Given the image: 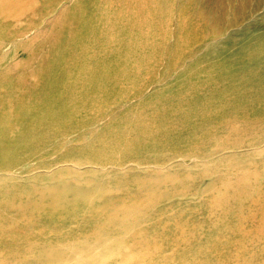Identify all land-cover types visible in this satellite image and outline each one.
I'll return each instance as SVG.
<instances>
[{
    "label": "rangeland",
    "instance_id": "374dc122",
    "mask_svg": "<svg viewBox=\"0 0 264 264\" xmlns=\"http://www.w3.org/2000/svg\"><path fill=\"white\" fill-rule=\"evenodd\" d=\"M74 2L29 0V12L22 18L20 17L21 20L12 23L9 19L0 16V195H3L0 196V210L1 207L3 210V206L12 201L15 205L11 207L12 216L19 217L17 208L19 211L27 213L22 218L19 217V223L16 222L13 226L22 224L28 231L16 238L17 234L13 233L14 236H12L11 233H8L4 239L7 242L1 243V248L13 246L21 248L22 251L24 248L23 252H18L16 255L24 257L25 259L21 260H26L30 264H54L53 262L61 264L63 261L68 264L73 262V264H79L82 261L85 264H114L116 262L133 264L131 260L128 261L131 257L134 259L135 256L141 255L150 258L146 251H143L142 254L130 255L126 260L120 258V256L128 254L129 250V254H132L134 242L127 236L136 233L139 239H150L155 241V246L162 247L164 244L169 248L159 256H154L155 258L152 260V262L155 261L154 264L160 263L159 260L164 257L170 259L172 264H264V119L253 118L255 117L253 109L247 103L250 96L245 100V103H238L235 106L228 104V99L225 100L222 97L216 99L218 104H223L224 109H211L207 113L210 116L209 124L218 128L219 133L213 135V132L211 133L209 130L194 133L187 144L189 149H194L196 143L203 142L202 149L209 153L210 157L215 156L197 161L192 158L187 162L177 159L168 160L164 165L168 167L167 171L170 174H179L181 178L162 188L154 189L157 190V194L159 193V198L152 204H147L148 209H144L143 205L138 204L142 201L137 196L140 194L137 192L140 185H134L132 182L138 176H148L149 179L153 170H149L148 164H140V166L130 162L126 163L131 158L125 155L121 160L126 163L123 166L118 167L108 162H104L107 163L106 166L95 164L94 159H91L90 155L88 157L84 152L80 142L77 143L73 138L78 133L77 129L73 132L75 135L70 133L71 137L63 143V138L55 136L57 133L63 132H58L56 129L62 130V128L52 126L51 129H46L43 127L45 121L34 119L31 123L32 121L26 120L25 117L18 116L20 112L23 115L26 112L25 104H22V98L26 95L27 97L23 100L25 102L31 100L30 103L35 106L30 112L32 117L41 115L43 108L57 115L62 113L58 104L52 106L48 101L42 99L57 101L61 91H58L55 86L52 91L48 90L50 81L54 84L55 75L53 73L60 68L53 64L52 54L55 58L58 53H62L60 47H57V42L70 17H73L71 10ZM249 4L250 9L244 12L242 17L237 16L240 20L244 19V27H237L235 30H230L231 33L228 32L234 34L238 48L245 42H255L257 36L264 33V30L259 29L264 27V16L262 15L264 0H251ZM231 19L234 21L235 18ZM227 37L228 34L223 33L216 36L213 39L215 41L207 44L206 41L203 45L211 44L209 51H213L214 48L218 49L226 44ZM170 41H173V35ZM215 54H217V50L214 51ZM258 72L262 75L257 79H260V82L264 81V70L260 68ZM147 78L149 77L144 80ZM154 78H156L154 79L155 87L153 89L150 87L143 99L156 97L157 94L153 92L165 87L162 76H154ZM36 84L39 87L33 89ZM249 88V90L252 89L251 86ZM231 89L240 90L243 89V86L234 83ZM260 89L264 90V84ZM246 92L247 95H255L252 92ZM67 95V92L64 93V97ZM48 103L52 109L48 107ZM94 114L96 112L92 110L87 112L88 117ZM102 123L103 121L97 122L96 129L93 130L94 133L101 130ZM227 125L229 126L227 127ZM94 133H88L85 136L87 143L96 139L98 132ZM221 134L223 139H221ZM219 135L221 136L219 137ZM222 143H225L227 147ZM232 146H235L233 151ZM156 153L153 158L159 156L167 160L172 156V150L167 147H163L162 151H156ZM218 153L219 155H217ZM219 159L222 164H219ZM193 178L194 180H192ZM195 178L197 179L195 180ZM255 178L259 179L260 188L257 190L250 189L255 183ZM130 179L131 181H129ZM238 179L243 182V188L236 189L237 191L235 188H231V193L230 189H226L223 194L219 195V198L228 200L229 203L219 205L211 201L204 204L205 201L212 199L214 193L217 194L213 187L215 185L211 186L212 184H216L220 191L223 184L235 183ZM177 182L179 186L175 187L174 183ZM181 183L184 184V187L181 186ZM85 187L88 189L87 191ZM100 188L102 190H99ZM140 188L138 190L143 189ZM66 189L68 192L65 191ZM69 190H72L71 193H76L77 196L71 194ZM179 190L188 195H174ZM78 191L84 194L91 191L90 199L87 198V195L82 197ZM94 192L95 194H93ZM59 195L64 196L60 197ZM51 197L56 200V203L53 202L54 206L51 204L54 201ZM238 197H243V200L236 204L233 203V200L235 198L238 200ZM121 199L123 205L126 200L131 201V204L135 203V206L132 207L136 208L139 205L141 210L138 206L136 208L138 213L135 211L128 215L127 210H121L126 208L120 206L122 203L119 205L120 208L117 206L118 209L110 205V200L114 205ZM135 199H139L138 202ZM15 202L17 203L15 204ZM207 204L208 206H205ZM130 207L128 208L130 209ZM114 208L118 213H114ZM109 212L114 216L113 218L117 216V219L113 221L112 216H108L111 215ZM44 221L45 223H43ZM121 227H123L122 232ZM146 228L147 231L144 230ZM32 234H35L33 239L31 238ZM189 239H191L190 242H188ZM185 241L186 243H184ZM181 243L183 249L180 246ZM152 252L151 254L154 253ZM0 255L12 257L14 254L9 250H0ZM47 256H52L55 261L48 262ZM16 264H20V262L17 261Z\"/></svg>",
    "mask_w": 264,
    "mask_h": 264
},
{
    "label": "bare ground",
    "instance_id": "6f19581e",
    "mask_svg": "<svg viewBox=\"0 0 264 264\" xmlns=\"http://www.w3.org/2000/svg\"><path fill=\"white\" fill-rule=\"evenodd\" d=\"M28 1L0 0V16L9 19L12 23L18 21L20 17L22 18L29 12ZM59 2H74L71 10L73 17H70L62 34H60L62 36L57 42V47H60L62 53H58L55 58L52 54L53 64L60 66V68L53 73L55 75L54 84L50 81L48 90L52 91L55 86L58 91H61L57 101L47 98L42 100L48 101L52 106L58 104L62 113L57 115L43 108L42 114L34 118L30 115V112L35 106H32L31 100L27 102L23 100L27 97L26 95L22 98V104H25L26 112L24 115L20 112L18 116L25 117L26 120L32 121L31 123L34 119L45 121L43 127L46 129H51L52 126L62 128V130L56 129L58 132H63H56L55 136H60V139L63 138V143L71 137L70 133L75 135L73 132L77 129L78 133L73 138L77 143L80 142L84 152L88 157L90 155V158L94 159L95 164L99 163L106 166L107 163L104 162H108L118 167L129 162L138 165L148 164L149 170H153V174H150L149 179L148 176H138L132 180L134 185L138 184L139 187L143 188L138 190L139 187L137 186V192H140L137 196L142 201L138 202L139 199H135V201L143 205L144 209H148L147 204L150 205L159 198V193L157 194V190L154 189L162 188L168 183L178 181L181 178L179 174H170L167 171L168 167L164 165L168 160L177 159L187 162L192 158L197 161L215 156L210 157V154L202 149L203 142L196 143L194 149H189L187 144L194 133L204 130L213 132V135L219 133L218 128L209 124L210 116L207 113L211 109H224L223 104H218V101H216L217 98L228 99V104L235 106L238 103H245V100L250 96L247 103L253 109L255 115L253 118L257 120L264 119V90L260 89L264 81L260 82L261 80L257 79L262 75L258 72L260 68L264 70V33L257 36L255 42H245L239 48L236 45L234 34H229L231 33L230 30L244 27V19L240 20L237 16L242 17L243 13L250 9L249 3L251 0H59ZM262 15L264 16V13ZM232 17L235 18L234 21H232ZM259 29L264 30V27ZM223 33L228 34V37L226 44L220 46V48L209 51L211 44L203 45L206 41V44L215 41L213 39ZM172 35L173 41H170ZM231 41L234 43H230ZM216 50L217 54L214 55ZM55 53L57 52L55 51ZM154 76H162L165 87L153 92L157 94L156 97L143 99L146 91L150 87V89L155 87L154 79L156 78ZM146 77L149 78L144 80ZM234 83H239L243 86V89L232 90V84ZM37 84L33 86V89L39 87ZM249 86H251V90H249ZM246 91L255 95H247ZM66 92L68 95L64 97ZM49 103L48 107L51 108ZM89 110L96 112V114L88 117L87 112ZM101 121H103L101 130L97 131L98 134L97 132L94 133L93 130L96 129L97 122ZM219 124L218 126H220ZM88 133L97 134L93 142L87 143L88 141H85L87 139L85 136ZM222 137L223 135L221 139H223ZM222 144L226 145L225 143ZM163 147L170 148L172 156L167 160L159 156L153 158L157 154L156 151H162ZM233 147L235 146H232V151ZM124 155L131 158L126 163L121 161ZM222 158L221 160H223ZM215 162L218 163L216 160ZM233 174L235 175L234 171ZM218 177L220 178V176ZM101 180L103 179L101 178ZM258 183L259 179L255 178V183L250 189H259ZM174 185L178 187L179 183H174ZM211 186L215 188L217 194L214 193L212 199L205 201L204 204L213 201L216 204L223 205L229 203V201L222 200L219 195L223 194L226 189H230V193L231 188H235V191H237L243 188L244 184L238 179L235 183L223 184L220 191H218L219 188L216 187V184ZM101 188L99 190H102ZM189 188L191 189V187ZM85 190L88 189L85 187ZM71 191L69 190L70 193ZM109 191L107 190V192ZM79 193L82 197L87 195L88 199H90V193L92 194L91 191L85 192V194ZM71 194L76 195V193ZM174 195L185 196L188 194L179 190ZM51 198L54 200L51 203L53 205L56 200L53 197ZM242 200L243 197H238V200L235 198L233 203L236 204V202ZM249 201L251 202V199ZM109 202L110 205L116 208L117 206L119 208L125 206L126 208L121 210H127L128 215L135 212L139 206L136 204V208L132 207L135 206V203L131 204V201L127 200L123 205L122 199L115 202L114 205L112 200ZM121 203L122 205H120ZM12 206L15 205L11 201L3 206V210L2 207L0 210V244L7 242L4 239L8 233H11L12 236H14L13 233L17 234L16 238L27 231V228L24 229L22 224L13 226L16 222L19 223L18 218H22L26 212L19 211V208H17L19 217H14L10 212ZM205 206H208V204ZM136 212L138 213V211ZM144 212L146 213V210ZM109 213L111 214V212ZM114 213H118L116 209ZM121 215L123 217V214ZM108 216H112V214ZM113 217L111 218L113 221L117 219V216L116 218ZM30 223H32L31 220ZM19 227L21 229H18ZM120 229L122 232L123 227ZM144 230L147 231L148 229ZM34 235L32 234V237H30L33 239ZM22 237L24 238V236ZM127 237H130L134 242L132 254H129V250L128 254L122 255L120 258L126 260L130 255L142 254L143 251H146L149 254L148 257H150L147 258L141 255L135 256L134 259L131 257L128 261L131 260L133 264H142L139 261L151 264L155 262H152L154 256H159L169 250L164 244H162V247L155 246L156 243L153 240L139 239L136 233L129 234ZM190 241L191 239L188 240V242ZM182 243L180 244L181 248ZM25 245L27 247V244ZM0 250H9L14 254L12 257L0 255V264H16L17 261L20 264H30L26 260H21L25 259L24 257L16 255L22 251L21 248H14L13 246L1 248L0 246ZM46 259L50 263L55 261L52 256H47ZM159 261L158 264H172L171 260L165 257ZM53 263L55 264V262ZM63 264H68V262ZM79 264H85V262L82 261Z\"/></svg>",
    "mask_w": 264,
    "mask_h": 264
}]
</instances>
